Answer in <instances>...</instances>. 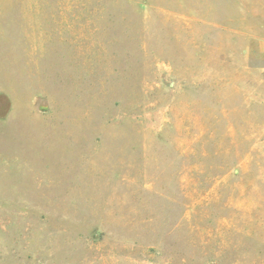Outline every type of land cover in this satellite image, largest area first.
Returning <instances> with one entry per match:
<instances>
[{
    "label": "rangeland",
    "instance_id": "obj_1",
    "mask_svg": "<svg viewBox=\"0 0 264 264\" xmlns=\"http://www.w3.org/2000/svg\"><path fill=\"white\" fill-rule=\"evenodd\" d=\"M263 0H0V264H264Z\"/></svg>",
    "mask_w": 264,
    "mask_h": 264
},
{
    "label": "built area",
    "instance_id": "obj_2",
    "mask_svg": "<svg viewBox=\"0 0 264 264\" xmlns=\"http://www.w3.org/2000/svg\"><path fill=\"white\" fill-rule=\"evenodd\" d=\"M262 2H263V25H264V0Z\"/></svg>",
    "mask_w": 264,
    "mask_h": 264
}]
</instances>
